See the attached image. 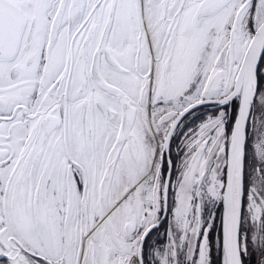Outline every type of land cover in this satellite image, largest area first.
<instances>
[{"label": "snow or ice", "instance_id": "6c2138e0", "mask_svg": "<svg viewBox=\"0 0 264 264\" xmlns=\"http://www.w3.org/2000/svg\"><path fill=\"white\" fill-rule=\"evenodd\" d=\"M0 264H264V0H0Z\"/></svg>", "mask_w": 264, "mask_h": 264}]
</instances>
